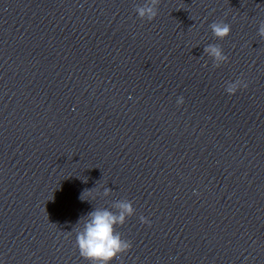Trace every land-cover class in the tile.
<instances>
[{
    "label": "clouds",
    "instance_id": "obj_1",
    "mask_svg": "<svg viewBox=\"0 0 264 264\" xmlns=\"http://www.w3.org/2000/svg\"><path fill=\"white\" fill-rule=\"evenodd\" d=\"M159 4L160 0H145L143 4L136 5L134 11L139 19L151 22L158 15ZM209 27L218 40H224L231 33V25L224 21L213 22ZM257 35L264 40V21L259 22ZM203 53L211 58L213 68L221 67L229 62L228 55L219 44L205 46ZM248 86L243 78H237L235 81L226 82L225 92L228 95H235L237 91L246 89ZM176 103L177 106L183 105V96L177 97ZM94 189L96 191L92 199L96 196L112 195V189L108 187H105L102 193L95 187L83 193L87 191L91 194ZM134 215H136V209L133 202L126 198L112 201L110 207H96L87 213L77 223L84 220L82 228L75 236V246L79 255L88 261V264H112L115 259L128 253L132 248V242L124 238L117 228L123 226ZM139 221L141 224L151 225V221L143 215L139 217Z\"/></svg>",
    "mask_w": 264,
    "mask_h": 264
}]
</instances>
